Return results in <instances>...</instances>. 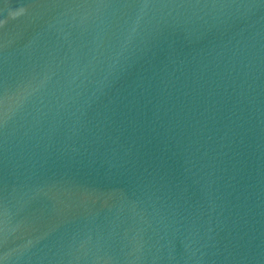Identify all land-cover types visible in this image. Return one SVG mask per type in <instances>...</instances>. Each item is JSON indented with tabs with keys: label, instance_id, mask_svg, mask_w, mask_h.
Returning a JSON list of instances; mask_svg holds the SVG:
<instances>
[{
	"label": "water",
	"instance_id": "95a60500",
	"mask_svg": "<svg viewBox=\"0 0 264 264\" xmlns=\"http://www.w3.org/2000/svg\"><path fill=\"white\" fill-rule=\"evenodd\" d=\"M0 264H264V0H0Z\"/></svg>",
	"mask_w": 264,
	"mask_h": 264
}]
</instances>
